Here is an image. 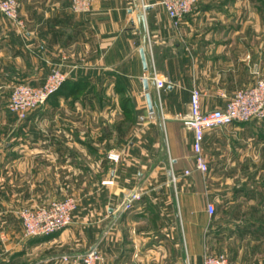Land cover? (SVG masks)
Segmentation results:
<instances>
[{
    "label": "crops",
    "instance_id": "crops-1",
    "mask_svg": "<svg viewBox=\"0 0 264 264\" xmlns=\"http://www.w3.org/2000/svg\"><path fill=\"white\" fill-rule=\"evenodd\" d=\"M18 1L23 26L0 13V90L54 69L68 79L0 140V264H83L93 248L99 264H264V120L208 131L205 175L183 123L194 88L209 112L264 79V0H200L179 25L161 0H93L82 14L71 0ZM133 192L143 199L124 210ZM69 195L71 226L24 237L21 209Z\"/></svg>",
    "mask_w": 264,
    "mask_h": 264
},
{
    "label": "built area",
    "instance_id": "built-area-1",
    "mask_svg": "<svg viewBox=\"0 0 264 264\" xmlns=\"http://www.w3.org/2000/svg\"><path fill=\"white\" fill-rule=\"evenodd\" d=\"M200 0H161L160 4L165 8L175 25L181 24L186 16L193 12ZM93 0H71V10L74 13H89L92 10ZM20 3L17 0H0V13L20 26ZM68 79V74L59 69H54L46 82L41 86H33L27 83H19L13 87L7 108L10 113L20 120H25L30 111L45 106L48 100L57 93ZM158 89L165 86L169 80H160L154 76ZM202 93L194 88L191 91L189 114L183 119V123L194 133V162L196 169L204 175L209 171V163L203 152V143L206 133L213 129H220L234 123H248L264 120V79L259 78L254 85L237 91L227 102L225 108L209 112L202 110ZM110 161L119 162L121 155L116 152L108 154ZM190 171H186L189 175ZM114 181H104L103 185H113ZM143 199V194L133 192L123 203L124 210H131L137 202ZM79 199L66 196L60 200H54L49 205L26 207L19 211V217L23 226L25 238L50 236L68 228L74 223L75 214L79 209ZM207 211L213 216L216 207L208 203ZM68 261L69 257L64 256ZM103 260L96 248L88 251L82 258L83 264H99ZM202 264H231L224 254H206Z\"/></svg>",
    "mask_w": 264,
    "mask_h": 264
},
{
    "label": "rangeland",
    "instance_id": "rangeland-1",
    "mask_svg": "<svg viewBox=\"0 0 264 264\" xmlns=\"http://www.w3.org/2000/svg\"><path fill=\"white\" fill-rule=\"evenodd\" d=\"M10 96H11V92H9V90H6L4 92H2V90H0V140H4V141L10 140V138H12V136H13V134H12L13 132L9 134V130H8L11 128V126L19 125L21 123H24L27 120V119L20 120L16 116H15L16 121L13 119V117L11 116L13 114H11L7 108ZM97 119H99V118H97ZM87 120H88V122H89V120L91 122H94V121H96V118H94V116H92V117H90V119L87 118ZM100 120H102L100 123H102L103 126H106L108 128L110 127V125L112 123L113 124L118 123V129H120V130H124V127H126V124H123L124 122L119 120V117H116V116H113V117L102 116V118ZM96 123H98V122H96ZM69 196L76 197L75 195H69ZM217 254H222V253H217Z\"/></svg>",
    "mask_w": 264,
    "mask_h": 264
},
{
    "label": "water",
    "instance_id": "water-1",
    "mask_svg": "<svg viewBox=\"0 0 264 264\" xmlns=\"http://www.w3.org/2000/svg\"><path fill=\"white\" fill-rule=\"evenodd\" d=\"M141 53H142V56H143L144 62L146 63V61H145V52H144V50H142ZM144 83H145L146 88H148V81L146 80V81H144ZM147 98H148V101H149V107H150V109H152V103H151L150 95H147Z\"/></svg>",
    "mask_w": 264,
    "mask_h": 264
},
{
    "label": "trees",
    "instance_id": "trees-1",
    "mask_svg": "<svg viewBox=\"0 0 264 264\" xmlns=\"http://www.w3.org/2000/svg\"><path fill=\"white\" fill-rule=\"evenodd\" d=\"M66 83H67V81H65V83L63 84V86L60 88V90H59L57 93H59L61 90H63V88L65 87ZM57 93H55V94H57ZM55 94H54V95H55ZM54 95H53V96H54ZM53 96H52V97H53Z\"/></svg>",
    "mask_w": 264,
    "mask_h": 264
}]
</instances>
